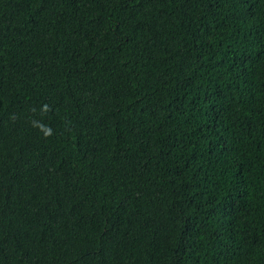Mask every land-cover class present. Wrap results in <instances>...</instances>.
Instances as JSON below:
<instances>
[{
	"label": "trees",
	"instance_id": "trees-1",
	"mask_svg": "<svg viewBox=\"0 0 264 264\" xmlns=\"http://www.w3.org/2000/svg\"><path fill=\"white\" fill-rule=\"evenodd\" d=\"M0 264H264V0H0Z\"/></svg>",
	"mask_w": 264,
	"mask_h": 264
}]
</instances>
